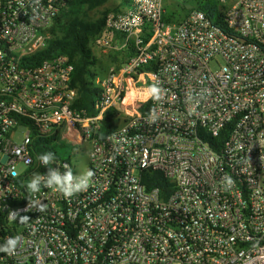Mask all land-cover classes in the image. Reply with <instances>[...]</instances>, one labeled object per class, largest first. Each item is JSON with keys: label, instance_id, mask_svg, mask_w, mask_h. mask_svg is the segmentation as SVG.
<instances>
[{"label": "built area", "instance_id": "built-area-1", "mask_svg": "<svg viewBox=\"0 0 264 264\" xmlns=\"http://www.w3.org/2000/svg\"><path fill=\"white\" fill-rule=\"evenodd\" d=\"M69 1L0 0V244L22 241L0 264H264V0H214L227 30L170 0L118 3L92 41L110 58L93 113L75 105L68 56L36 58ZM153 83L162 99L145 103ZM228 125L218 149L205 140ZM50 136L86 146L94 175L28 210L25 183L46 171L31 146ZM152 172L172 190L147 188Z\"/></svg>", "mask_w": 264, "mask_h": 264}, {"label": "trees", "instance_id": "trees-1", "mask_svg": "<svg viewBox=\"0 0 264 264\" xmlns=\"http://www.w3.org/2000/svg\"><path fill=\"white\" fill-rule=\"evenodd\" d=\"M109 0H70L67 8L61 11L56 17L52 27L53 38L43 50L37 52L36 58H52L57 55H66L70 58L74 70V86L78 91V98L75 105L78 108L94 112V102L98 97V87L95 85V78L99 75L95 66L98 63L97 57L92 51V41L100 32L104 18L111 8L102 9ZM117 6H114L116 8ZM95 17H90L88 12L99 9ZM205 12L209 19L218 24L222 29L227 30L224 22V14L218 9L214 0H203L197 7ZM103 133H110L117 128V125L110 120V115L103 122ZM230 125L225 127L221 133L214 136H206L205 140L215 149H218L228 134ZM55 136L35 139L32 143V150L40 154L53 152L52 146ZM147 182V188L159 187L162 193L172 190V183L163 177L159 172L146 173L143 178Z\"/></svg>", "mask_w": 264, "mask_h": 264}, {"label": "clouds", "instance_id": "clouds-1", "mask_svg": "<svg viewBox=\"0 0 264 264\" xmlns=\"http://www.w3.org/2000/svg\"><path fill=\"white\" fill-rule=\"evenodd\" d=\"M35 3L39 5L40 0H35ZM37 11L36 8L33 9ZM162 89L157 83H153L147 89L143 90L140 94L143 97V102H147L149 99L153 102H159L162 99ZM139 99L140 96L135 97ZM149 123L155 122V114H152L148 118ZM39 162L45 167L44 173H34L30 180L26 181L25 187L28 195L26 196L28 201V210H38L39 212L45 211L46 205L37 198V194L41 192V189H51L52 191L62 195L65 198H70L75 194L82 191H86L90 186L94 172L88 169L80 174H74L68 165H64L65 171L61 172L59 167H53L56 162V156L53 152H46L37 156ZM13 175H19L14 172ZM222 183L225 188L228 189L232 186L233 181L231 177H223ZM9 220H16L17 214L11 213ZM30 218L27 215L19 217L21 223H27ZM20 236H10L3 244H0V252L8 255H13L21 244Z\"/></svg>", "mask_w": 264, "mask_h": 264}, {"label": "rangeland", "instance_id": "rangeland-1", "mask_svg": "<svg viewBox=\"0 0 264 264\" xmlns=\"http://www.w3.org/2000/svg\"><path fill=\"white\" fill-rule=\"evenodd\" d=\"M203 0H170L167 2L169 9L175 15H184L186 12L190 11L193 8H197ZM124 2L123 0H109L107 3L101 7L102 9L114 8L117 6L118 3ZM99 9L91 10L88 12L90 17H95L98 13ZM95 55H99V51L97 48H93ZM98 63L95 66L96 71L101 75L104 76L107 71L108 64L110 63L109 57H104L103 55L97 57ZM116 60V58H114ZM74 135L79 136L78 129H74ZM54 149L56 150L58 156L60 158L68 160L72 166V170L76 174H80L86 170H88V152L86 146H81L79 143L62 141V142H55L53 145Z\"/></svg>", "mask_w": 264, "mask_h": 264}]
</instances>
